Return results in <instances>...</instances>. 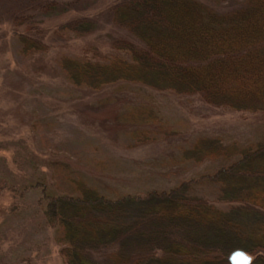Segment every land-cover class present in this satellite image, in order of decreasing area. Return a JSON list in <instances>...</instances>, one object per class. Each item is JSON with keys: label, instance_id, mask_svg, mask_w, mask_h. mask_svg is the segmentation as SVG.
Returning a JSON list of instances; mask_svg holds the SVG:
<instances>
[{"label": "trees", "instance_id": "16d2710c", "mask_svg": "<svg viewBox=\"0 0 264 264\" xmlns=\"http://www.w3.org/2000/svg\"><path fill=\"white\" fill-rule=\"evenodd\" d=\"M212 1L238 6L220 14L197 0H122L113 5V21L143 47L118 40L101 60L55 59L56 71L82 89L140 82L264 117V0ZM54 2L0 0V15L21 23L32 5ZM66 26L79 36L96 27L87 20ZM136 113L144 124L147 113ZM51 162L49 176L53 171L65 193L55 194L44 176L21 189L0 177V188L22 194L40 187L67 264H229L236 248L253 256L251 264H264V132L213 173L145 193L108 197L77 183L62 190L60 179L73 171L68 162Z\"/></svg>", "mask_w": 264, "mask_h": 264}, {"label": "rangeland", "instance_id": "374dc122", "mask_svg": "<svg viewBox=\"0 0 264 264\" xmlns=\"http://www.w3.org/2000/svg\"><path fill=\"white\" fill-rule=\"evenodd\" d=\"M44 1L56 4L32 5L21 23L0 15V177L21 189L44 176L55 194L65 193L47 167L62 160L73 171L60 179L62 190L77 183L108 197L159 191L213 173L261 138V112L213 105L198 93L133 81L72 85L56 71L57 59L101 60L118 40L143 44L113 21V5L122 0ZM197 1L220 14L238 6ZM80 20L96 27L75 35L66 25ZM139 108L147 113L142 125L133 119ZM1 188L0 264H67L40 187L22 194Z\"/></svg>", "mask_w": 264, "mask_h": 264}, {"label": "water", "instance_id": "95a60500", "mask_svg": "<svg viewBox=\"0 0 264 264\" xmlns=\"http://www.w3.org/2000/svg\"><path fill=\"white\" fill-rule=\"evenodd\" d=\"M229 264H251L252 256L242 249L232 250L227 257Z\"/></svg>", "mask_w": 264, "mask_h": 264}, {"label": "bare ground", "instance_id": "6f19581e", "mask_svg": "<svg viewBox=\"0 0 264 264\" xmlns=\"http://www.w3.org/2000/svg\"><path fill=\"white\" fill-rule=\"evenodd\" d=\"M41 199V198H40ZM43 199V198H42ZM42 202V201H41ZM253 258V257H252Z\"/></svg>", "mask_w": 264, "mask_h": 264}]
</instances>
